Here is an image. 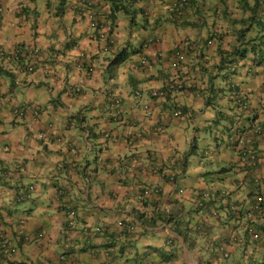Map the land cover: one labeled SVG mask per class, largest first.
I'll return each instance as SVG.
<instances>
[{"label":"crops","instance_id":"crops-1","mask_svg":"<svg viewBox=\"0 0 264 264\" xmlns=\"http://www.w3.org/2000/svg\"><path fill=\"white\" fill-rule=\"evenodd\" d=\"M96 1L113 48L96 34V19L81 16L79 0H0V227L13 248L9 256L0 250V264H248L264 257V67L236 51L264 41V21L255 29L247 16L239 21L233 0H190L177 21L176 0ZM150 38L162 45H146ZM177 45L186 47V60L173 69ZM222 49L248 112L218 79L208 80L205 69L217 71ZM122 50L130 54L117 64ZM144 56L149 64L135 68ZM178 82L182 90L151 97V89ZM23 106L24 116L13 113ZM235 125L244 135L263 128L252 146L257 179L229 148ZM199 134L214 144L194 145ZM204 189L213 210L197 208Z\"/></svg>","mask_w":264,"mask_h":264},{"label":"trees","instance_id":"trees-1","mask_svg":"<svg viewBox=\"0 0 264 264\" xmlns=\"http://www.w3.org/2000/svg\"><path fill=\"white\" fill-rule=\"evenodd\" d=\"M223 2H227L229 0H222ZM237 4L240 2V4L242 5L241 7L243 8L244 12L242 13V18L239 21H244L247 18L249 19V22L251 21L252 23H256V20L258 18H260L261 20L264 21V19H262L261 17L264 18V0H237L236 1ZM189 4V2H188ZM188 4H183V12L186 13V7L188 6ZM79 10L81 12V16L82 17H86L87 13H85V11H87L88 9L91 8H95L94 6H92L90 3H88L87 1H82L80 0L79 2ZM174 16L172 15L173 19L175 21L177 20H182L184 18V15L182 16L177 14L176 12H173ZM96 21L98 22V26H97V30L95 31L96 34H98L100 37L104 36V27L101 24V21L96 19ZM262 26H264V23L262 24ZM248 28H246L247 30ZM104 31V32H103ZM111 34V32H109ZM262 40H264V34L261 37ZM254 40H250L246 45L247 47L240 50L238 48L237 54L240 55L241 58H250L252 64H258L260 66L264 67V41H260L259 44L250 45L251 43H253ZM115 42L111 43V42H106V44L108 46H110L111 48L115 47ZM191 48V45H190ZM186 47L184 48V50L181 52H186ZM34 51V50H33ZM32 51V52H33ZM227 51V50H226ZM224 49H222L219 53L221 55V62L218 66H216L217 71L216 70H210L208 68L205 69V71L209 74V78L208 80L211 82L212 80H216L218 78H222L223 82H224V87L223 90L225 93H227L234 101H236V105L238 107H240V109L245 113L248 112V110L251 108V104L250 101H248V99L246 98V94L243 92V90L240 89V87L237 85V83L232 80L229 77V74H233L231 71H229L227 69V64H230L231 61H229V57L227 52ZM250 54V57H248V55ZM129 55L130 52L127 50H122L121 54H116L117 56V64L121 63L122 61H124L126 58H128V56L125 57V55ZM227 54V56H225ZM122 55V56H121ZM120 56L122 58H120ZM125 57V58H124ZM259 60V61H257ZM185 61H181L179 59L176 60L175 65H172L173 69H179L180 67H182V65L184 64ZM262 76H264V73L262 74ZM214 91V90H213ZM213 94L214 92H211L208 95V99L211 100L213 99ZM259 210V209H257ZM168 220L172 221V220H176V215L173 216L171 215H167ZM159 219L163 220V217L160 215L158 217ZM176 222V231L182 235L183 231L180 229V221H175ZM151 224V223H149ZM238 237V236H236ZM186 239V238H185ZM238 243H243L244 239L242 237L236 238L235 239ZM245 243V242H244ZM243 243V244H244ZM210 244V242H209ZM221 244H218V247H220ZM248 264H264V257H259L256 259H250L248 261Z\"/></svg>","mask_w":264,"mask_h":264},{"label":"clouds","instance_id":"clouds-1","mask_svg":"<svg viewBox=\"0 0 264 264\" xmlns=\"http://www.w3.org/2000/svg\"><path fill=\"white\" fill-rule=\"evenodd\" d=\"M82 1H87L92 6L95 7V8H91V9H88L87 11H85V13H87L86 19H89V20L100 19L101 20L102 13L99 10H97V8H96L97 1L96 0H82ZM189 1L190 0H176L175 1V6H173L174 12H176L179 15L182 14V16H183L185 14V12H183V10H182L183 9V4H188ZM79 2H80V0H79ZM91 14L93 15L92 18H90ZM104 31H103L104 32V36L101 37V39H104L105 42H111V43L115 42L114 44H116V41H115L114 37L109 33V31L105 30V28H104ZM150 44H153V45L154 44H157V45L160 44V45H162V39L161 38H150L147 41L146 45H150ZM184 48H185V46H179V45L174 46L172 54H171L172 65H175V62H176L177 59H179L181 61H185L186 60V52L181 53L184 50ZM148 64H149V59L146 56H144L143 58H141L138 61V64L135 65V68L139 69L138 67L145 66V65H148ZM171 86L173 88H171ZM183 88H184V85L182 83L178 82V83H175V84H170L169 88L167 90H165V89H151L150 90V95H151L152 98H158L159 99V97H153L152 92L153 91H164L165 92V96L164 97H160V98H165L168 95V91L169 90H173V89L182 90ZM138 93L142 94V97L139 98V99L137 98L138 97ZM143 95H144V92L138 91L136 93V99L138 101H142ZM145 105L150 106L147 103H143V108H144ZM150 109L152 110L151 107H150ZM178 111H181V114H177ZM177 112H176L175 115H177V116H181L182 115V110H177ZM146 113H147V111H146ZM149 115H151V114H149ZM240 129L241 128L236 126V125H235L234 129H232V130H234V134L232 135L233 140H231L229 148L235 149L236 151H239V155L241 157L242 166L244 167V170L247 171L248 173H251L252 175H254L255 178L257 179L259 171H260L259 170V155L256 152V150L253 149L252 146L254 144L255 137L257 135H261L263 133V128H262L261 125H255L254 128L252 129V133L250 135L241 134L240 133ZM205 155H208V157H209L211 154H210V152L206 151ZM252 155L256 156V165L254 167H251L248 164L249 158ZM203 193H207L208 194V202L206 204H204L203 206H200V202L201 201L202 202L206 201V200H203ZM210 194H211L210 191H207L205 189L198 192V194H197V202H196L197 208H199L200 210H205V209L213 210L214 209L213 206H212L213 198H212V196ZM222 195H223V197H226L227 196V192L223 191ZM213 213L215 214L216 212L214 211ZM220 247H223V248L220 249V252H221L220 259L221 260H227L229 258V252L225 249L224 246H220ZM222 253H228V257L224 258L222 256L223 255Z\"/></svg>","mask_w":264,"mask_h":264},{"label":"built area","instance_id":"built-area-1","mask_svg":"<svg viewBox=\"0 0 264 264\" xmlns=\"http://www.w3.org/2000/svg\"><path fill=\"white\" fill-rule=\"evenodd\" d=\"M92 17H93V15L91 14L90 15V18H92ZM33 52L36 54V52H38V50L35 49ZM29 69L30 70H33V67L31 66ZM171 88H173V87L171 86ZM79 90H80L79 88H76L75 89L76 92H78ZM152 95H153V97H159L160 98V97H164L165 96V92L164 91H153L152 92ZM141 97H142V94L141 93H138V97L137 98L139 99ZM115 103L116 104H119L120 103V100H116ZM144 109L147 111L148 114H152V110L150 109V106L145 105L144 106ZM27 110L28 109L23 106V107L15 108L13 110V113L15 115H17V116L22 117V116L25 115V113H26ZM35 114L38 115L39 114V111L36 110ZM177 114H181V111H178ZM51 127H53V126L51 125ZM37 137L40 140H49L48 135L46 133H39L37 135ZM111 137L112 136H111L110 133H106L105 134V138L106 139H110ZM59 140H61V139H59ZM248 164L251 167H254L256 165V156L255 155H252L249 158ZM203 200H206V201L205 202H202L201 201L200 202V206H203L204 204H206L208 202V194L207 193H203ZM0 250H1L2 254L5 255V256H9L13 252V248L11 247L10 241L5 237V235H3L1 233V227H0ZM222 254H223L222 256L224 258L228 257V253H222Z\"/></svg>","mask_w":264,"mask_h":264},{"label":"rangeland","instance_id":"rangeland-1","mask_svg":"<svg viewBox=\"0 0 264 264\" xmlns=\"http://www.w3.org/2000/svg\"><path fill=\"white\" fill-rule=\"evenodd\" d=\"M233 1H237V0H233ZM240 6H242V5L239 2L236 7L239 8L241 12H244L243 8ZM256 25H257V23L254 24L253 29L256 28ZM134 46H136V44H134ZM217 84H224L222 78H218ZM206 139H208L207 140L208 143L214 144V142L212 141L213 139L210 138V135L206 136V134H199L197 136V142L194 141V145L197 144L199 148L205 147L206 146V142H205Z\"/></svg>","mask_w":264,"mask_h":264}]
</instances>
